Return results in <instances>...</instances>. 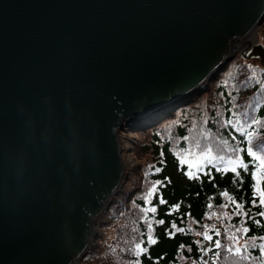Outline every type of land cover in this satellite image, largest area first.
<instances>
[{"label":"water","instance_id":"obj_1","mask_svg":"<svg viewBox=\"0 0 264 264\" xmlns=\"http://www.w3.org/2000/svg\"><path fill=\"white\" fill-rule=\"evenodd\" d=\"M263 21L264 0H0V264H80L127 178L119 130Z\"/></svg>","mask_w":264,"mask_h":264},{"label":"trees","instance_id":"obj_2","mask_svg":"<svg viewBox=\"0 0 264 264\" xmlns=\"http://www.w3.org/2000/svg\"><path fill=\"white\" fill-rule=\"evenodd\" d=\"M259 27L264 40V21ZM234 59L191 99H178L133 122L138 131L133 150L140 162L104 212L98 238L80 264H264L259 248L245 249L252 237L257 245L264 243V216L256 215L264 208L255 194L251 157L240 153L249 168L237 167L239 176L214 159L226 155L223 140L248 147L247 138L225 123L236 116L242 122L260 120L249 131L253 147L264 144V66ZM205 146L212 147L211 156ZM138 244L145 251L137 257ZM245 255L250 258L241 260Z\"/></svg>","mask_w":264,"mask_h":264},{"label":"snow or ice","instance_id":"obj_3","mask_svg":"<svg viewBox=\"0 0 264 264\" xmlns=\"http://www.w3.org/2000/svg\"><path fill=\"white\" fill-rule=\"evenodd\" d=\"M236 114H234L235 116ZM246 116V114H245ZM226 124H231L233 127L236 128L238 132H240L243 136L247 138L246 143L248 145L247 148L242 149L239 145H230L228 140H223L221 143L223 144V148L221 151H224L226 155H219L217 157H214V159H218L221 164L228 166L231 168V170L236 173L237 176H239V172H237V167L243 168L245 172L248 171L249 164L245 163L240 155L241 152H247V155L251 157V165L253 167V172L252 175L255 178V194L259 196V206L264 208V190L261 189V182L264 181V144L256 145L255 147L252 146L253 144V133L249 131L254 125H259L261 123L260 120H258L255 117L251 118V122L248 123L247 120L241 121L238 116H236L235 119H229L225 122ZM204 135H207L205 133ZM197 148H200V143L199 141L196 142L195 145ZM212 147L211 146H205V154L208 156H211L212 154ZM212 160H209V163H211ZM155 189H152L151 192L148 193L149 196L152 195V192H154ZM224 195H228L227 193H224ZM231 200L232 198L229 197ZM253 206L256 205V200L253 199ZM238 209H242V205L238 204L237 205ZM153 212L156 211L155 208L151 209ZM239 214V213H238ZM246 215V214H245ZM256 215L258 216H264V211H261L260 213H257ZM255 223H259V221H254ZM159 223H163V221H159ZM174 226V225H173ZM239 231V229H237ZM249 231L247 227L243 229V232L246 234ZM219 235V233H217ZM206 238L208 240H211L210 236H207L205 234ZM229 239H233V237H229ZM260 239L264 240V237H261ZM252 242L249 245L245 246V249L247 248H259L261 255H264V243L257 245L256 244V237L251 238ZM153 243L155 241H152ZM215 247L220 248L221 247V242L217 240L215 242ZM229 251L232 250L231 247L228 249ZM137 257L145 251L141 245H136V248L134 249ZM235 252L239 254L241 252L240 248H235ZM217 255H219L217 253ZM249 256H241V260H247L249 259Z\"/></svg>","mask_w":264,"mask_h":264},{"label":"rangeland","instance_id":"obj_4","mask_svg":"<svg viewBox=\"0 0 264 264\" xmlns=\"http://www.w3.org/2000/svg\"><path fill=\"white\" fill-rule=\"evenodd\" d=\"M256 30V29H255ZM254 31V28H253V30H252V32ZM257 32H256V35H257V39H256V42H255V45L256 44H258V43H260L259 41V38H260V33H259V27H258V29L256 30ZM252 34L253 33H250L249 35H248V39H249V37L250 36H252ZM263 40V39H262ZM264 41V40H263ZM254 45V46H255ZM254 46L253 47H251L252 49L251 50H248V51H245V53H246V55L247 56H254L255 58L253 59L255 62H258V64H264V45L262 46V48L259 50V51H257V50H254ZM210 84V83H209ZM209 84H207L206 86H208ZM136 129L137 128H134V130L133 129H131V128H129V127H125V128H123L122 129V132H123V137H124V144H126V146H127V148L129 149V152H130V160H129V162H128V165L126 166V168L128 167V171H127V174H128V172L131 170L132 171V169H134V168H137V166H138V164H139V162H140V160H139V158L137 157V156H135V153H134V150H133V146H134V143L136 142V138H137V136H138V131H136ZM120 133V132H119ZM121 140V138L119 139V141ZM131 161V162H130ZM126 168H124V170H127ZM124 174V173H123ZM122 188H120V190H121ZM105 212V211H104ZM103 215V216H102ZM101 216V220L103 221L104 219H105V214H101L100 215ZM99 216V217H100ZM98 217V218H99ZM98 228H99V225H98ZM94 242H95V240H94Z\"/></svg>","mask_w":264,"mask_h":264},{"label":"bare ground","instance_id":"obj_5","mask_svg":"<svg viewBox=\"0 0 264 264\" xmlns=\"http://www.w3.org/2000/svg\"><path fill=\"white\" fill-rule=\"evenodd\" d=\"M260 28V27H259ZM256 29V28H255ZM254 29V31L252 32V30L253 29H251L245 36H244V38L236 45V47L234 48V49H236V50H238L237 52H236V54H235V56L231 59V62H232V60L235 58V57H243L244 59H249L248 61H252L253 59H254V56H247L246 55V53H245V51H248V50H251L252 48L251 47H253L254 45H255V42H256V39H257V35H256V30ZM250 33H253L252 34V36H250L249 37V39L247 38L248 37V35L250 34ZM260 35V34H259ZM259 42H260V44H262V46L264 45V43H263V41H262V39H261V37L259 38ZM235 50V51H236ZM235 60V59H234ZM230 63V62H229ZM257 64H258V62H257ZM260 65H263L264 66V64H260ZM228 66V65H227ZM220 72H222V70L220 71ZM223 73V72H222ZM217 78H218V76H217ZM216 81V80H215ZM143 116V115H142ZM150 125V124H149ZM119 139L121 138V140H120V145H121V156H122V161H123V169L124 168H126V166L128 165V162H129V160H130V152H129V149L127 148V146H126V144H124V137H123V132H122V130H119ZM131 162V161H130ZM127 170H124V175H127L128 176V174H127V171H128V167L126 168ZM126 181V180H125ZM124 181V182H125ZM124 182H123V184H124ZM123 184L121 185V187L120 188H122V186H123ZM119 193H120V189H119V191H118ZM121 196V195H120ZM119 197V196H118ZM119 202V201H118ZM111 205V204H110ZM108 209V208H107ZM101 215V214H100ZM99 215V216H100ZM98 216V217H99ZM103 216V215H102ZM98 221H101L102 222V220H101V216L98 218ZM102 226V225H101ZM100 227V226H99ZM84 259V258H83ZM82 262V261H81Z\"/></svg>","mask_w":264,"mask_h":264}]
</instances>
